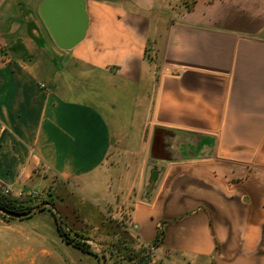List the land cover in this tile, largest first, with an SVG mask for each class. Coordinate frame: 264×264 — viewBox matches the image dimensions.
I'll return each mask as SVG.
<instances>
[{
	"label": "crops",
	"instance_id": "crops-1",
	"mask_svg": "<svg viewBox=\"0 0 264 264\" xmlns=\"http://www.w3.org/2000/svg\"><path fill=\"white\" fill-rule=\"evenodd\" d=\"M187 1L85 0L67 49L42 0H0V191L41 190L98 254L119 238L158 264H264V0ZM47 208L0 212L6 246L97 264Z\"/></svg>",
	"mask_w": 264,
	"mask_h": 264
},
{
	"label": "water",
	"instance_id": "water-1",
	"mask_svg": "<svg viewBox=\"0 0 264 264\" xmlns=\"http://www.w3.org/2000/svg\"><path fill=\"white\" fill-rule=\"evenodd\" d=\"M85 0H42L39 14L44 24L47 26L49 34L54 42L61 48H72L81 41L88 27V17ZM160 162H165L151 153L149 162L146 166L143 188L147 190L151 186L149 195L154 194L158 184L161 182L163 167ZM157 171L156 178L153 180V173ZM147 195V197L149 196ZM49 207L54 211L57 220L63 223V217L58 212L54 204L50 201H42L34 209L28 212H13L6 207L0 206V212L8 217L22 218L31 217L42 208ZM77 238L81 235L73 229L65 226ZM98 264H106V255L99 251Z\"/></svg>",
	"mask_w": 264,
	"mask_h": 264
},
{
	"label": "trees",
	"instance_id": "trees-1",
	"mask_svg": "<svg viewBox=\"0 0 264 264\" xmlns=\"http://www.w3.org/2000/svg\"><path fill=\"white\" fill-rule=\"evenodd\" d=\"M42 201H47V200L43 199L40 202ZM37 205L38 203L35 205H31V204L27 205L24 201H18V200L12 199L0 192V206L6 207L10 211L18 212V213H22V212L26 213L34 209ZM42 209L46 210L48 208L43 207ZM51 212L55 216V222H56L57 229L59 233L61 234L62 239L63 241H65V243L73 247L79 248L81 249L82 252L94 255L95 257L98 258L99 256L98 252L93 250L91 244L87 241L85 236L81 235L82 236L81 238H77V236L73 235L65 227L66 225L64 223L58 222V220L56 219L57 218L56 214L53 211ZM3 215L6 216V214L4 213ZM161 239H163L162 231L160 232V238L157 240L156 244L160 243ZM108 252L113 258L112 264H148L151 258L149 250L146 248L140 251H137V249H134L133 247H130V246H126L122 244L120 245L111 244V247L109 249L104 250V253L106 255V264H109Z\"/></svg>",
	"mask_w": 264,
	"mask_h": 264
},
{
	"label": "rangeland",
	"instance_id": "rangeland-1",
	"mask_svg": "<svg viewBox=\"0 0 264 264\" xmlns=\"http://www.w3.org/2000/svg\"><path fill=\"white\" fill-rule=\"evenodd\" d=\"M187 2L189 3L190 1L188 0ZM52 196L53 195L50 194V197H52ZM40 198H37V199L32 200V201H28V202L25 201V203L27 205L28 204L35 205L37 203L40 204L41 203ZM40 215L41 214L38 213L35 216L31 217L30 219L22 220V222L25 223L26 225L33 224L34 221L38 220ZM85 238L88 239L87 237H85ZM15 240H16V238H14V241ZM111 244H119V245L122 244V245L130 246V247H133L134 249H137V251L144 249L143 245H140L138 243L130 245L127 243L126 240L119 239V238H116L113 242L110 243V245ZM23 249L25 251L24 253H26L25 256H26L27 260L24 259V257H21L22 252H21V246L19 243L14 242L13 246H11V245L6 246L4 239L2 238V236L0 234V264H49V261L43 260V257L39 253L38 248L33 247V248H28V249L23 248ZM61 254H62V257H66V259L68 261L70 260V257L66 253V251L61 250ZM108 255H109V257H108L109 264H112L113 258L111 257L109 252H108ZM9 256L13 257V259H7ZM150 256H151V258H150V261L148 262V264H158V257H156L155 254H153V255L150 254ZM96 261L98 264L99 256H98V258L96 257Z\"/></svg>",
	"mask_w": 264,
	"mask_h": 264
},
{
	"label": "built area",
	"instance_id": "built-area-1",
	"mask_svg": "<svg viewBox=\"0 0 264 264\" xmlns=\"http://www.w3.org/2000/svg\"><path fill=\"white\" fill-rule=\"evenodd\" d=\"M2 194L6 195L7 197H10L12 198L14 192H13V189L12 188H9V187H3L2 191H0ZM43 195V192L39 189H36V188H31L29 190H20L18 191L17 193V197L18 199H15V200H18V201H24V200H35L37 198H40L42 197ZM25 202V201H24Z\"/></svg>",
	"mask_w": 264,
	"mask_h": 264
}]
</instances>
